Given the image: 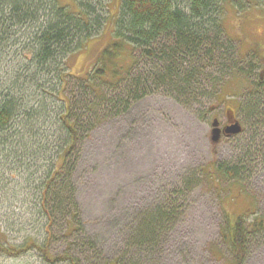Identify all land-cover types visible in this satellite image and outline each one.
I'll return each instance as SVG.
<instances>
[{
  "label": "rangeland",
  "instance_id": "obj_1",
  "mask_svg": "<svg viewBox=\"0 0 264 264\" xmlns=\"http://www.w3.org/2000/svg\"><path fill=\"white\" fill-rule=\"evenodd\" d=\"M87 1L105 20L98 34L87 40L75 37L71 50L64 59L59 57L50 72L41 73L29 87L18 83L16 87H22L11 93L28 110L42 115L28 124L34 130L27 140L29 154L24 158L21 151L19 157L26 166L7 160V152L0 151V245L23 249L35 242L42 246L50 230V253L62 254L71 244L68 251L77 257V264H234L220 230L224 219L233 223L245 217L246 223L261 222L263 228L248 238L242 264H264V130L260 128L252 140L254 129L244 126L238 113L247 78H261L264 84V6L256 1L239 12L230 0L222 1L226 34L222 36L236 47L237 73L222 74L207 65L200 76H191L197 84L188 98L156 86L127 112L106 116L94 128L86 125L82 133L89 130L88 136L69 158L72 209L78 215L75 231L64 234L66 224L57 218L45 230L36 189L51 167L44 147L55 144L52 134L57 138L61 134L52 121L60 109L52 98L59 88V70L65 61L71 75L65 78L69 94L100 47L111 40L120 4V0ZM57 2L71 8L75 3ZM177 4L183 7L182 1ZM4 25L0 22V30ZM38 25L10 26L6 36L0 34L5 37L0 42V92L31 61L30 38ZM253 53L263 66L249 74L247 63ZM151 65L142 59L141 67ZM108 94L110 99L118 96L116 91ZM233 114L243 132L212 146V121L224 123ZM143 223L151 228L142 229ZM19 253L9 257L0 251V264H50L37 250Z\"/></svg>",
  "mask_w": 264,
  "mask_h": 264
},
{
  "label": "trees",
  "instance_id": "obj_2",
  "mask_svg": "<svg viewBox=\"0 0 264 264\" xmlns=\"http://www.w3.org/2000/svg\"><path fill=\"white\" fill-rule=\"evenodd\" d=\"M177 1L120 0L111 40L100 47L91 66L81 77H77V84L71 86L69 94L65 91L69 87V81L65 78L71 75L65 61H62L63 68L59 70L58 76L59 88L52 97L60 105L52 121L61 134L58 138L52 134L51 138L57 139L55 144L44 147L43 154L46 151L51 167L40 189H36L39 191V208L46 221L45 230L50 229L53 220L57 218L63 219L66 224L64 234L71 235L75 231L78 215L76 208L72 209L69 158L78 153L82 144L80 140L88 136L89 130L82 133L86 125L94 128L106 116L113 118L127 112L131 104L145 97V92L156 86L170 89L171 94L177 97L188 98L189 91L196 89L193 85L197 84L196 79L191 82V76H200L199 72L206 69L207 65L222 74L227 71L237 73L234 66L240 58H237L236 47L227 36L226 39L222 36L226 35L222 27L224 0H180L183 7ZM230 1L238 12L250 9L253 1L264 6V0ZM74 2L71 8L60 6L57 0H0V22L6 24L0 30L1 36H6L10 26L39 23L36 29L33 28V37L30 38L33 46L31 61L24 68V73L17 70L13 76L17 79L5 88L6 91L0 92V151L7 152L6 159L16 164L26 166L25 159L19 157L21 151L25 152L24 158L29 154L27 140L34 134V130L28 124L42 113L28 110L20 103L21 98H15L11 93L22 87H16L18 83L27 87L31 83L36 84L41 73L50 72L59 57L65 58L75 37L84 36L87 40L98 34L104 25V18L96 13L91 3L87 0ZM4 38H0V42ZM162 41L168 45H162ZM256 57L254 53L249 57V74L263 66L258 57L256 61ZM142 59L152 64L151 67H141ZM246 83L238 113L243 117L244 126H248L249 130L254 129V140L258 130H264V84L261 78H247ZM111 91H116L118 96L110 99L108 92ZM220 94L222 90L216 97ZM242 132L243 128L240 134ZM44 139L48 140L46 136ZM158 212L162 216L161 211ZM227 220L224 219L220 236L233 263L242 264L248 238L261 230L263 223H246L245 217L236 218L233 223ZM141 228L149 230L151 226L143 223ZM46 235L42 246L35 242L23 249L0 245V251L9 257H17L21 254L19 252L34 249L50 264H77V257L69 252L71 244L69 251L67 249L62 254L52 255L49 251L50 230L46 231Z\"/></svg>",
  "mask_w": 264,
  "mask_h": 264
},
{
  "label": "water",
  "instance_id": "obj_3",
  "mask_svg": "<svg viewBox=\"0 0 264 264\" xmlns=\"http://www.w3.org/2000/svg\"><path fill=\"white\" fill-rule=\"evenodd\" d=\"M241 132V128L238 125V122L235 121V123L228 128V130H225L226 137L236 136ZM221 135H220V129L218 128V121L217 119H214L211 123V131H210V137L209 141L212 146H216L220 141Z\"/></svg>",
  "mask_w": 264,
  "mask_h": 264
},
{
  "label": "flooded vegetation",
  "instance_id": "obj_4",
  "mask_svg": "<svg viewBox=\"0 0 264 264\" xmlns=\"http://www.w3.org/2000/svg\"><path fill=\"white\" fill-rule=\"evenodd\" d=\"M229 112H232V111H229ZM218 121V128L220 129V135H221V138H231V137H226L225 135V130H228L229 127H231L235 121L238 122V125L240 126L241 130H242V124H241V121L239 120V118L237 116H235V114L231 115V117H225V122L224 123H220L219 119H217ZM240 134V133H239Z\"/></svg>",
  "mask_w": 264,
  "mask_h": 264
},
{
  "label": "bare ground",
  "instance_id": "obj_5",
  "mask_svg": "<svg viewBox=\"0 0 264 264\" xmlns=\"http://www.w3.org/2000/svg\"><path fill=\"white\" fill-rule=\"evenodd\" d=\"M258 6V5H257ZM2 174V173H1Z\"/></svg>",
  "mask_w": 264,
  "mask_h": 264
}]
</instances>
